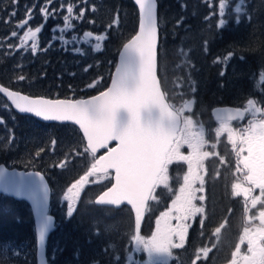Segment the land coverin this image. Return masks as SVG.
<instances>
[{
  "label": "trees",
  "instance_id": "1",
  "mask_svg": "<svg viewBox=\"0 0 264 264\" xmlns=\"http://www.w3.org/2000/svg\"><path fill=\"white\" fill-rule=\"evenodd\" d=\"M238 1L224 0V14L219 16L217 0H157V76L161 89L173 107L194 99L189 116L205 125L214 126L209 110L215 106L238 108L249 99L264 106V82H258L264 71V0H244L240 13L234 9ZM72 2L76 4L74 15L84 8L85 16L73 20V28L61 31L68 0H52L49 11H58L47 19L40 11L46 0H18V4L0 0L1 85L30 96L70 99L92 95L106 86L119 47L135 31V7L130 0ZM29 8L33 9L30 19L26 15ZM117 14L119 25L108 28ZM25 19L32 30L43 26L36 37V54L31 51L32 41L27 49L22 47L24 35L15 28ZM221 20L225 23L220 24ZM13 31L20 35L18 41L10 39ZM85 32L93 36H84ZM97 34H106L107 39L96 41ZM96 43L102 44V50H92ZM21 75L24 80L17 79ZM94 81L95 87H87ZM0 121V164L39 171L51 189L49 210L55 226L45 246L47 264H127L134 247L129 209L92 203V198L109 185V177L84 186L71 217L64 208L63 194L85 175L92 161L77 130L71 125L43 124L17 115L1 97ZM210 139L218 144V156L206 162L204 211L189 225L180 254L173 250L179 255L176 264H192L193 260L196 264H226L237 245L243 206L222 196L228 193V183L234 177L233 155L220 138L213 134ZM219 156L224 160L221 164ZM61 162L64 167L58 166ZM184 166L182 161L169 165L168 180L152 193L155 198L149 200L139 230L143 237H151L157 219L183 184ZM57 195L60 199L55 202ZM217 228L221 230L215 237ZM205 248L211 249L207 257L201 251ZM34 250L27 205L0 194V264H35Z\"/></svg>",
  "mask_w": 264,
  "mask_h": 264
},
{
  "label": "snow or ice",
  "instance_id": "2",
  "mask_svg": "<svg viewBox=\"0 0 264 264\" xmlns=\"http://www.w3.org/2000/svg\"><path fill=\"white\" fill-rule=\"evenodd\" d=\"M12 3L18 4V0H12ZM135 3L140 12V30L123 45L119 64L111 75V84L98 96L87 100L31 98L19 92L10 91L4 86H0V93L7 96L11 104L22 113H33L45 121H71L79 125L87 140L85 151H90L93 158L98 149H107V153L95 159L85 175L67 189L64 199L67 201L68 216L71 217L73 214L74 200L80 197L81 190L89 183L88 178L96 173L108 174L109 170H113L115 182L97 197L96 203L119 206L126 202L131 205L135 212L136 226V232L131 236L134 244L132 250L147 254V259L142 264H169L173 258L172 249L183 248L187 236L189 225L180 221L204 211L203 208L196 207L192 203L197 198L196 191H203L204 184L203 178L196 172L203 167L202 161L213 153L202 151L208 143L203 127H197L191 116L183 114L185 111H191L195 100H185L183 107L177 109L167 102L166 93L161 89L157 78V0H135ZM243 3L244 0H240V3L235 5V12L242 11ZM51 4L52 0H46L45 5L40 8L45 19L58 11L55 8L49 11L48 6ZM60 7L63 9L65 5L61 4ZM218 7L220 14L223 15L224 0H219ZM75 8L76 4L68 0L66 14L62 17L64 26L61 31L73 28V20L84 18L85 9L81 8L74 15ZM92 10L95 11V8L93 7ZM32 12V8L27 10L28 19L31 18ZM11 15L15 16V11ZM8 22L10 21H5V23ZM89 22L94 23V21ZM27 23V19L17 22V27L23 28ZM179 23L180 21H177V24ZM224 23L225 21H220V24ZM118 25L117 14L108 28ZM42 27V25L37 26L35 30L29 28L24 34L25 40L32 41L33 54L37 52L36 37ZM11 35L16 36L17 32L13 31ZM84 36L92 37L93 33L85 32ZM94 39L104 41L107 35L97 34ZM9 47L14 46L9 45ZM92 50H102V44L96 43ZM76 51H79V48ZM231 55L230 52L229 56ZM225 59L227 60V57ZM223 74L222 72L221 75ZM260 76L264 79V71L260 73ZM17 79L24 80L25 77L21 75ZM96 83L97 81H94L87 87H95ZM192 90L195 91V88ZM246 113H250L252 117L246 128L235 130L227 124H221V128L227 131L228 140L234 150L237 149V143L239 144L236 150L237 163L243 167L238 168L237 171L244 172V180L251 185L243 189L246 197L253 189L260 190V196L251 198V206L256 208L258 203H264V107H258L257 101L249 99L243 111L236 109V115H230L228 119L229 121L243 119ZM238 131L239 134H237ZM217 135H220V130H217ZM113 141L116 142V146L109 147V143ZM183 145L190 150L187 155L181 152ZM245 152L246 155L243 154ZM173 161H183L188 165V173L184 176L180 195L173 201V204L177 205L175 211L181 214L174 217L178 224L175 227L168 226L169 220L173 218L170 216L173 209H169L168 212L161 213V217L165 218V227L163 229L159 227L160 219L158 218L156 231L151 237L145 238L140 234L139 229L146 204L155 198L152 193L156 188L168 180L169 165ZM58 166L65 165L61 162ZM3 172L4 169L0 168V176ZM35 175L39 176V173ZM197 180L200 181V189L192 187ZM233 188L240 189L241 185L234 184ZM11 190L17 196H26L36 207L40 218L38 239L40 243H43L52 221L45 212L47 190L43 184V177H40L39 184L36 181L20 183L13 181ZM5 191H9V188L6 187ZM199 199L204 200V197L200 196ZM249 219H258L260 225L255 230L244 229V235L240 240L241 243L246 241L248 254L239 256V260H242L244 264H264V210H260L258 216ZM220 230L217 228L216 232L219 233ZM201 251L207 257L211 249L205 248ZM239 254L240 244H237L230 264H238ZM199 258L198 255L196 259ZM93 264H99V262L94 261ZM192 264H196V260H193Z\"/></svg>",
  "mask_w": 264,
  "mask_h": 264
},
{
  "label": "water",
  "instance_id": "3",
  "mask_svg": "<svg viewBox=\"0 0 264 264\" xmlns=\"http://www.w3.org/2000/svg\"><path fill=\"white\" fill-rule=\"evenodd\" d=\"M132 2V4L134 5L135 9H136V13H137V23H136V28L135 31L132 33V35L120 46L119 50L117 51L116 57H115V62L113 64L111 73L109 75L108 78V82L106 84V86L100 90L97 93H94L92 95L86 96V97H79V98H75V99H64V98H47V97H43V96H29L26 95L24 93H21L19 91L16 90H12L9 89L10 91H16L21 93L22 95H26L29 96L31 98H38V97H43L45 99H60V100H87L90 99L92 97L98 96L100 92L105 91L107 89V87L110 86L111 84V75L115 72L116 70V66L119 64L120 61V54L123 51V45L125 43H128L135 35H137V33L139 32V24H140V12H139V7L138 5L135 3V0H130ZM157 47H158V26H157ZM158 78V76H157ZM159 80V79H158ZM0 86H3L0 84ZM5 87V86H4ZM0 97L8 104L9 108L11 109L12 112H14L17 115H21V116H28L31 117L32 119L43 123V124H58V125H71L73 126L77 132L79 133L84 147L86 149L87 147V140L84 137L83 131L79 128V125L74 124L71 121H45L42 117H37L35 116L33 113H22L20 111H18L14 105L11 104V101L8 100L7 96H5L3 93H0ZM241 110V109H240ZM242 111V110H241ZM210 114L212 116V118L214 120H229L228 117L230 115L235 116L236 115V109L230 106H215L213 108L210 109ZM116 146V142H110L109 143V147H115ZM90 153V151L88 152ZM107 153V149L106 148H101L97 150V153L95 154L96 156L93 158L92 163L95 162V159H99V157L104 156ZM91 154V153H90ZM0 168L4 169L3 175L0 176V194L11 198L12 200L15 201H22L24 202L30 212V216H31V220H32V228H33V233H34V240H35V250H34V258H35V264H47V260H46V255H45V246H46V242L48 237L50 236V234L53 232L54 230V217L49 213V204H50V188L49 185L45 179V177L43 176V174L39 171L36 170H23V169H17L15 167H9L6 166L4 164H0ZM39 173V176H36L35 174ZM109 173L111 174L110 177V184L103 189L102 191H100L97 195L94 196V198L92 199V203L95 206H101V207H110L113 209H118L121 206H126L132 216V225H133V235L136 232V226H135V212L132 210L131 205H128L126 202H123L121 205L119 206H113V205H99L96 203L97 197L100 196L102 194V192L106 191L108 188L111 187L112 183H114V171L113 170H109ZM103 173H96L95 175H102ZM40 177H43V184L47 190V201H46V206H45V212L47 215H49L52 218L51 221V227L49 228V230L46 232L45 234V240L43 243L39 242L38 239V229H39V213L36 209V207L34 206V204L32 203V201L30 199H28L26 196H17L15 194L14 191L11 190V182L15 181L17 183L20 182H26V181H36L37 184L40 183ZM9 188V191H5V188ZM148 203V202H147ZM147 206V204H146ZM146 210V207H145ZM145 213V212H144ZM144 217V215H143ZM143 217L141 219V223L143 220ZM141 226V224H140ZM140 230V229H139ZM133 243V242H132Z\"/></svg>",
  "mask_w": 264,
  "mask_h": 264
},
{
  "label": "rangeland",
  "instance_id": "4",
  "mask_svg": "<svg viewBox=\"0 0 264 264\" xmlns=\"http://www.w3.org/2000/svg\"><path fill=\"white\" fill-rule=\"evenodd\" d=\"M237 3H240V1H238ZM237 3H236V4H237ZM218 5H219V0H217V5H216V6H217V9H218V15L221 16ZM234 9H235V7H234ZM15 28H17V30H21V34H23V35H24L25 32H27L28 29H29L28 25H25L23 28H18V27H17V24H16ZM11 33H12V32H11ZM11 33H10V35H9V36H10V39H12L13 41H14V40L18 41L20 35L12 36ZM23 35H21V37H22ZM85 40H87V38H86ZM30 41H31L30 39H29V40H25V41L23 42L22 47H23L24 49H27V48L29 47V42H30ZM26 42H27V43H26ZM4 43H5V42H4ZM66 44H68V45L71 46V42L68 41V40H67V43H66ZM7 45H9V44L7 43ZM7 48H8V46H7ZM8 49H9V48H8ZM258 82H259V83H262V82H264V79H262L261 76H259ZM28 88L31 89L30 86H28ZM33 89L36 90V88H33ZM36 91H39V90H36ZM40 91H41V90H40ZM51 93H52V92H51ZM51 93H46V94L49 95V94H51ZM183 104H184V102L178 104V105H177L176 107H174V108L179 109V108L183 107ZM246 106H247V101H246V103L244 104V108H245ZM257 106H258V107H262L261 105H258V104H257ZM183 114L189 116V111H185ZM248 114H250V113H248ZM250 116H251V114H250ZM193 121H194V124H195L197 127H203V129L205 130V139L208 141V143L205 144V146H204V148L202 149V151H208V152H210V153H213L212 155H210L209 157L205 158V159L202 161V163H203V167H202L201 169H199V170L196 172V174L199 175V176H201V177L203 178V180H204V178H205V176H206V173H207V169H208V168H206V162H207L209 159H212V158L218 156V150H217L218 144H217L214 140H211V139L209 138V136H211V135L214 134V137H215V138L219 137V136L217 135V130H220V132L222 131V129L220 128V125H221V124H227L228 126H230V127H232V128H233V126H232L231 124H228L227 122H218V121H217V122H215V125H214V126H210V125L202 124V122H201L200 120L193 119ZM219 123H220V124H219ZM226 134H228L227 131H226ZM213 145H215V147H213ZM231 145H232V144H231ZM183 148L185 149V154H184V155H187V154L189 153V152L187 153V150H188L187 146H186V145H183V146L181 147V150H182ZM182 154H183V152H182ZM234 160H235V159H234ZM222 161L224 162L222 156H219V163H220V164L223 163ZM173 162H175V161H173ZM182 162H183V161H182ZM233 162H234V161H233ZM91 165H92V163H91ZM90 167H91V166H90ZM184 169H185V171H184V174H183V176H182L183 179H184V176L188 173V165H187L186 162H185ZM237 169H238V166H237L236 164H235V165L233 164V173H234L235 177H233V178L229 181V183H230V185H229V189H231V192L239 193L238 195L241 196V197H243V196L245 195V193H244L242 190H240V189H234V188H233V185H234V184H240V181L237 179ZM108 177H109L108 175H95V174H94L93 176H90V177L88 178V180H89V182H91V183H97V182L99 183V182L103 181L105 178H108ZM183 184H184V181H183ZM183 184H182V185H183ZM182 185H180V186L178 187V191H177V193L175 194L174 198H173L172 201L170 202L168 208L164 211V212H168L169 209H173V210L170 212V216L173 217V218L170 219L169 222H168V226H169V227H175V226H177L178 221H177L174 217H176L177 215H181L180 213H177V212L175 211V207H176L177 205H174V204H173V201L176 200V197H177L178 195H180V188H181ZM70 186H71V185H69L68 188H69ZM192 187H193L194 189H200V188H201L200 181L197 180V181L192 185ZM202 187H203V186H202ZM68 188H67V189H68ZM245 188H246V187H245ZM67 189H66L65 193L67 192ZM65 193L63 194V198H64ZM251 193H252V195L260 196V190H259L258 188H256V190H253ZM195 195H196L197 198L194 199L192 203H193L196 207H201V208H203V205H202L203 200H200L199 197H200V196H204V192H203V191H196ZM59 199H60V196H58V195L54 197V201H55V202H58ZM75 200H76V199H75ZM75 200H74V204H75ZM257 206H258V208L255 210L254 215H252L251 213H248L247 216L245 217L244 224H243V228H242V230H241V232L239 233V236H238V241H241L240 238H241L242 235H244V229H245V228H249L250 230H255V228L258 227V226L260 225V221H259L258 219H251V220L249 219L250 217L258 216L259 211H260V210H264V203H258ZM64 208H66V213H67V201H66L65 204H64ZM203 209H204V208H203ZM243 209L245 210L244 206H243ZM202 214H203V212H202V213H197L195 216L190 217V218L187 219V220H182V221H180V223H186V224L190 225L191 222H192V220H193L195 217L202 216ZM159 227H160L161 229H163V228L165 227V218H163V217L160 218V225H159ZM156 229H157V223H156V227H155L154 231H156ZM154 231H153V232H154ZM213 235H214L215 237H217V232H214ZM238 241H237V243H238ZM215 242H216V241H215ZM215 242H213L212 245H214ZM173 250H178V252H179V254H180V248H179V249H172V252H173ZM136 255H140L141 257H144V258H143V259H140V258H138V257H135ZM146 259H147V254H146V253H143V252L137 253V252L133 251L132 254H128V258H127L126 260H127V264H130V261H131V264H142V262H143L144 260H146ZM178 260H179V255L173 253V258L169 261V263H174V264H176V263L178 262Z\"/></svg>",
  "mask_w": 264,
  "mask_h": 264
},
{
  "label": "flooded vegetation",
  "instance_id": "5",
  "mask_svg": "<svg viewBox=\"0 0 264 264\" xmlns=\"http://www.w3.org/2000/svg\"><path fill=\"white\" fill-rule=\"evenodd\" d=\"M244 104H243L242 107H238V108L241 109V110H243L244 109ZM251 118L252 117L250 116V114L246 113L244 115V118L243 119H238V120L229 121V122L223 121V122H227L228 124H231L233 126V129H235V130H242L243 128H246L248 126V121ZM220 128H221V125H220ZM237 134H239V131H238ZM219 138L225 143V145L228 147V150L232 152L234 165L236 164L238 166V168H242L243 166L242 165H239L237 163V156H236V150H238L239 144L237 143V149L234 150L233 149V146L231 145V143L228 140V134H226V130H224V129H222V131L220 132ZM181 152H183V154H185V149L183 148L181 150ZM243 154L246 155L247 153L245 152ZM176 162H178V161H176ZM244 175H245L244 172L237 171V179L240 181V185H241L240 190H242V191H243V189L245 187L246 188L251 187V185L248 184V182L244 180ZM234 177H235V175H234ZM229 185H230V183H228V189H229ZM253 190H256V189H253ZM222 196L226 200L235 201V202L240 203L245 208V210L243 209L242 214H241V217H240V223H239V227H238V230H239V233H240L241 230H242V228H243L244 220H245V217L247 216V214L248 213H251L252 215H254L255 210L258 208V206H256V208H252V206H251V198L252 197H255L256 195H252V193H248L247 194V197H246V195H244L243 197H241V196L237 195L236 193L231 192V189H229L228 193L227 194H223ZM238 236H239V234H238ZM237 241H238V237H237ZM237 244H240V254L237 257L238 264H244V262L242 260H239V256L248 254L247 253V243H246V241L244 243H241V241H238ZM235 250H236V248H235ZM231 260H232V254H231V256L228 259V261H227L226 264H230Z\"/></svg>",
  "mask_w": 264,
  "mask_h": 264
},
{
  "label": "bare ground",
  "instance_id": "6",
  "mask_svg": "<svg viewBox=\"0 0 264 264\" xmlns=\"http://www.w3.org/2000/svg\"><path fill=\"white\" fill-rule=\"evenodd\" d=\"M220 106H224V105H220Z\"/></svg>",
  "mask_w": 264,
  "mask_h": 264
}]
</instances>
